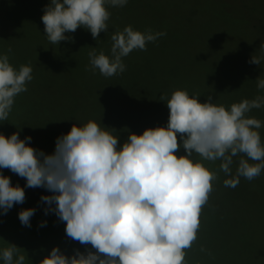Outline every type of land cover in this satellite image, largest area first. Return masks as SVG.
Returning a JSON list of instances; mask_svg holds the SVG:
<instances>
[{
    "label": "clouds",
    "instance_id": "9594fccd",
    "mask_svg": "<svg viewBox=\"0 0 264 264\" xmlns=\"http://www.w3.org/2000/svg\"><path fill=\"white\" fill-rule=\"evenodd\" d=\"M128 0H50L41 21L48 41L59 45L74 43L65 33L84 28L98 40L108 32L111 7L123 8ZM166 32L134 30L132 25L115 31L110 55L88 53L93 74L105 78L126 71L123 58L133 50L146 51ZM0 55V121L8 120L15 98L27 92L33 68L17 69L8 53ZM262 55H252L250 64L261 65ZM258 91L264 90V77L256 78ZM199 94L175 90L167 100L166 127L148 128L142 134L129 132L120 145L117 130L94 120L56 138L53 153L29 146L32 137L20 139L19 130L6 137L0 134V169L10 170L26 180L24 187L13 186L11 178L0 172V216L26 200L25 188H43L44 215L55 214L65 222L68 238L85 246L71 255L53 247L39 264H188L186 250L197 240L200 216L213 191L216 172L201 161H220L219 170L229 177L224 186L236 188L243 177L252 181L264 171V143L261 120L249 116L264 107V95L242 99L230 108L217 105L208 95L204 103ZM179 134V142H178ZM119 145V147H118ZM183 149L184 155L177 153ZM200 157L193 161V155ZM239 157L238 160H234ZM236 171L233 174V164ZM36 208L21 209L18 219L31 228ZM41 221L38 227H45ZM91 246L90 248L88 246ZM201 252L207 251L203 246ZM211 255V253H209ZM3 264H25L26 256L15 244L0 250Z\"/></svg>",
    "mask_w": 264,
    "mask_h": 264
},
{
    "label": "rangeland",
    "instance_id": "374dc122",
    "mask_svg": "<svg viewBox=\"0 0 264 264\" xmlns=\"http://www.w3.org/2000/svg\"><path fill=\"white\" fill-rule=\"evenodd\" d=\"M49 2L0 0V55L11 48L8 55L14 67L30 64L33 68L28 91L19 95L41 122L40 128L43 130L42 124L46 128L50 145L38 150L47 154L53 153L56 138L67 134L73 123L80 126L94 120L114 128L120 145L137 127L142 131L166 127L169 110L167 100L160 97L170 99L175 90H186L190 97L199 94L201 103L212 95L213 102L226 109L242 99L264 95L255 81L264 77V60L260 66L248 62L253 54L262 55L264 0H128L123 8L106 4L111 13L107 33L94 40L81 27L65 33L74 43L62 41L59 45L48 41L41 21ZM127 25L167 35L148 43L146 51L133 50L124 57L126 71L122 74L105 78L98 70L95 74L87 70L90 47L110 55L111 35ZM248 115L264 122V107ZM14 119L31 121L13 106L7 121ZM258 131L264 143V123ZM193 161H199L195 155ZM201 162L218 179L212 182L213 191L202 209L197 240L186 250L188 264L195 260L202 264H264V171L251 182L241 177L238 186L230 188L224 186L229 177L219 170L220 161ZM236 167L234 163L233 174ZM0 172L12 183L25 186L26 180L10 170ZM25 190L32 196L26 197L28 205L21 209L32 208L35 192L39 197L52 194L43 188ZM44 207L36 205L41 210ZM57 224L61 238L53 247L71 255L78 242L69 243L65 222L57 218ZM17 226L24 227L18 218ZM201 246L207 251L201 252Z\"/></svg>",
    "mask_w": 264,
    "mask_h": 264
},
{
    "label": "trees",
    "instance_id": "16d2710c",
    "mask_svg": "<svg viewBox=\"0 0 264 264\" xmlns=\"http://www.w3.org/2000/svg\"><path fill=\"white\" fill-rule=\"evenodd\" d=\"M13 106L15 107L16 112L23 114L25 118H28L31 121H35V124H30L31 121L28 122L26 120L25 122H21L18 119H14V121H0V134L8 137L12 133L19 130L20 139H24V137L26 136L32 137L29 146L35 149L47 147L48 145H50V137L46 131L45 126L42 124V128L44 130L43 132V130L40 128L41 122L33 114H31L29 110L30 106L26 103V101L23 100V97L21 95L16 96ZM36 120H38V123H36ZM133 133L140 135L143 133V131L137 127ZM114 135H117V133H114ZM121 137H124L123 134L121 135ZM42 151L45 152V150ZM183 153L184 151L181 155H183ZM195 156L197 160H200L199 156ZM17 183H19L21 187H24L21 182H13L12 184L13 186H15ZM25 194L26 197L32 196L29 195L28 190H25ZM37 195L39 194L35 192L33 195L34 197L31 199L32 208H36V205H41L42 207V204L39 203L40 197ZM27 205L28 203L25 202L23 204L14 205V207L9 210L7 215L0 216V250L7 247L8 243L15 244L18 248L21 249V254H24L26 256L25 264H39V261L47 256L52 250L54 244L60 240L61 231L58 230L56 215L49 214L45 216L43 210L38 208H36L37 211L31 218V228L25 226L23 228L18 226L15 227L16 219L18 218L19 213L18 209H21V207L26 208ZM201 218L202 216H200V220ZM41 221H47L45 227H38V224ZM74 242L76 241H73L69 238V243ZM77 247L84 251L85 246L80 245L79 242L76 245L75 249ZM194 263L199 264L200 262H197V260H195ZM0 264H3L2 260H0ZM200 264H202V262Z\"/></svg>",
    "mask_w": 264,
    "mask_h": 264
}]
</instances>
